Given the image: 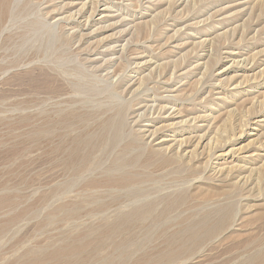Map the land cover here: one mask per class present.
Wrapping results in <instances>:
<instances>
[{"label": "bare ground", "instance_id": "bare-ground-1", "mask_svg": "<svg viewBox=\"0 0 264 264\" xmlns=\"http://www.w3.org/2000/svg\"><path fill=\"white\" fill-rule=\"evenodd\" d=\"M100 1L55 4L54 0H0V91L17 85L24 97L15 102L24 107L17 113L20 120H36L33 128L27 129V137L12 138L36 141L42 161L45 158L46 162L45 156L49 155L54 179L49 183L50 191L57 200L53 203L122 205L118 206L116 219L104 229L109 234L106 237L102 232L100 238L102 234L114 237L110 235L115 231L123 233L118 245L125 249L124 253L127 246L139 249L146 237L147 243L151 239V247L133 257L131 264H194L203 255L211 254L229 233L245 200L261 198L259 205H264V47L259 48L264 45L260 36L264 26H259L256 36L251 35L264 17V0H250V14L239 23L245 15L243 9L220 18L221 8L211 16L219 26H210L209 32L203 29L209 15L195 22V26H203L195 46L204 54L197 59V78L174 97L162 92L171 90L169 83L176 79L185 60L156 63L155 70L144 74L143 67L151 60L140 61L145 55L140 48L130 52L123 46L122 61L118 62L108 59L98 64L91 57L95 48L84 46L85 34L78 32L87 26ZM198 1L202 0H170L169 11L183 5V11L190 14ZM55 12L62 17L56 23L49 22L47 17L54 18ZM192 13L187 20L200 16L198 10ZM147 20L138 21L140 26L133 35L139 37L153 28L144 25ZM50 37L58 41L48 47ZM29 45V49L25 48ZM223 49L227 50L224 54ZM61 60L68 64L57 65ZM131 62L145 66L128 71ZM25 65L34 67L26 70V77L18 71L10 72ZM217 67L224 70L223 77L216 78L220 84L211 90L218 89L224 95L215 103L216 97L204 96V86ZM230 86L232 91H227ZM151 91L152 95L142 96ZM185 101L197 102L200 108H189ZM30 106L36 110L24 112ZM171 109L174 112L164 116ZM252 124L255 128H249ZM8 200L2 197L0 202ZM185 207H190V214L178 219ZM259 213V219L264 220V207ZM262 224L252 230H259ZM139 232L144 233L145 238L140 234L143 240L135 239ZM252 236L244 241L245 264H264V235ZM63 244L19 264H74L73 253L81 255L89 245ZM80 258L76 259L79 264L88 260V256Z\"/></svg>", "mask_w": 264, "mask_h": 264}, {"label": "rangeland", "instance_id": "rangeland-1", "mask_svg": "<svg viewBox=\"0 0 264 264\" xmlns=\"http://www.w3.org/2000/svg\"><path fill=\"white\" fill-rule=\"evenodd\" d=\"M54 1L55 4H62V2L66 3L68 1L70 2V0H54ZM72 1H75L74 3L76 4H80V2L86 0H72ZM169 1L170 0H138V1L108 0V2H111V4H107L106 3L107 1L104 0L100 1L97 5V9L95 13L92 14L93 17L91 16V18L89 19V23H87V26L84 27L81 31L79 30L78 32V33L82 32L85 34L84 36L85 40L83 45L87 47L95 48V51L91 57L96 58L95 62L98 64H101V62L103 63L104 61H108V59L113 62L122 61L121 59L123 54L121 49L123 46H126L127 50L129 51L133 50L134 48H140V50L145 51V55L139 58L142 59L140 61H145L147 59V60H151V62L148 63L146 67H143L145 66L144 64L138 65L137 63L131 62L128 71L137 70L143 67L145 70L143 72L144 74L151 71L150 69L152 68H154L153 70H155L156 63L159 64V63L167 62L169 60H178V61H181V59L185 60L180 70L176 73V79L173 80V82L169 83L171 90L169 92L161 91L163 95H165L166 97L170 95L174 97L175 94L178 95L181 89H184L186 87L187 90V88H189L190 86L189 83L193 82L197 78V76H195V73L197 72L196 67L198 65L197 59L200 55L204 54V52L201 49H199V47L195 46L197 42L196 40H199V36H200L199 29L202 26V23L201 24L199 23L198 25L195 26V22L200 19L207 18V15H209L207 25L204 26L203 28L204 30H207V32H209L211 30L210 26L213 25L216 27L219 26V24L215 22L216 19L211 18V16H213L220 8H221L220 10H222L221 12H223V15H221L220 18L233 16L235 12L239 10L242 11L241 9H243L244 12L242 11V13H245L244 15L245 18L243 17L241 20H239L238 21L239 23L242 22L244 19L248 18L251 11V7H250V0H218V1L202 0V1H198V5L196 4L195 8L194 9L192 8L189 14V11L187 10L183 11L185 9L183 5L182 6L175 5L171 9V11H169L170 9ZM54 3L52 2V4ZM46 6H48V4L45 5L44 7L46 8ZM44 7L41 6L42 9H44ZM193 10L195 11L198 10L200 16L197 17L196 19L187 20L189 19L188 16L191 17V14H193L192 12H195ZM176 11H179V14L178 12L176 14ZM60 15L61 14L55 12L53 14L54 18H52V16L50 17L49 15V17H47V20L49 22L56 23L55 20L58 21V18L62 17ZM65 15H67V12ZM175 15L176 16L180 15V16L176 18ZM184 16L186 17L184 18ZM143 20L144 22H146L145 20L148 21L147 24L144 25L148 26L149 24L151 28L152 27L153 28L149 29L147 32L144 31V33H142L143 35H139V37H137V35H133L132 32L133 30L137 29L136 27L140 26V24H137L138 21L142 22ZM82 22H85V20L82 19ZM210 22L211 23L214 22V23L211 24ZM259 26L261 27L264 26V17L262 19L260 18V21H258V24L251 33V35L256 33L255 34L256 36L257 33H259L258 30L261 28ZM65 30L66 31L69 30L68 32H72L70 28H66ZM260 33H262L260 35L261 38L264 39V30H261ZM146 34L149 35L151 34V35L146 36ZM52 41L54 46L55 42H57L58 40L56 37H52V38L50 37L49 40L50 44H48L49 45L48 47L52 45L51 43ZM30 47L31 46L29 45L28 47L26 46L25 48L29 49ZM262 47H264V45L259 48ZM129 51L126 52L125 55L127 53L130 54L131 51L130 52ZM222 52L224 54V52H227V50L223 49ZM69 57L67 58L65 57L66 58L65 60L68 61L72 60V58L69 59ZM68 61L63 62V60H61L57 62V65L65 67L68 64L66 63ZM63 63L65 64L63 65ZM32 69H34L32 65H28V66L25 65L20 69L17 70L13 69L14 71L11 70L10 72L12 73L19 72L22 73V75H24L28 71L30 70L32 71ZM22 71H24V73ZM12 73H8V75ZM126 73L128 74V72ZM222 73H224V70H222V68L220 67L213 69L211 73L212 79H210V81L204 86V90H205L204 96L209 98L210 97L209 95H211L212 97L211 99H215L216 97L215 103L217 102V99L222 98L224 94L221 93L222 91L218 89L211 90V88L213 87L215 88L220 84L216 78L220 77ZM24 77H26V75H24ZM213 83H215V85ZM15 86L17 85L8 86L9 88L7 86L6 88L3 86L5 89L3 90L1 89L0 91V199L2 197H7L9 199L8 201H5L3 203L0 202V206H1L0 207V264H19L23 261L31 260L36 256L48 254L49 251L52 252L51 251L52 249L55 250L59 247H63L62 244L64 242H65L64 243L65 245L63 244L64 246H68V245L71 246L73 244H82V243L85 246H87V244H89L87 247H85L86 252H83L84 255L82 254V252L81 255L80 253L78 255V252H75L77 254L75 255V253H73L72 255L73 257H71V260L75 258L76 259L78 258L79 260L80 257H82L80 259H83L88 256V260L84 261L86 263H80V264H103V262L104 264H108V262L110 263L112 261V258L114 259L113 262H111L110 264H116V262L117 264H122V263L131 264L133 257H136V255L140 254V252H142L143 249L147 247L148 248L151 247L149 246L151 239L149 240V243H147L148 239H146L147 237L146 238L144 237V233L142 232L137 233V235H135V239L139 238L142 235L145 238L144 240L145 244L142 243L143 245H140L139 249H137L136 247L127 246L126 247L127 252L125 251L124 253L125 249L123 250V248H121L118 245V243L121 242L122 239L124 238L123 236H121V234L123 235V233L119 231H115V233L114 232H112V234L110 233L111 234L110 236L114 234V237L112 236L110 238L108 236L109 239L106 238L107 235L109 234V233L107 234L108 231L107 227L113 222V220L116 219L114 218V216L117 217L118 215L117 209L122 207V205H57L56 203H53L54 200H55L54 202H57V200L54 199L50 191L51 190L50 182H54V179H53V174H51L52 171L50 172L51 159L49 158V155L45 156L47 160L45 162V158H44L43 160L44 162H43L39 157L40 151L37 148L36 141H34L35 142L34 144L32 139L26 138L28 141L27 140L25 141L24 140L25 138L23 139L22 138L16 139L14 137L12 138V136H19V135H23L27 137L26 134V131H28L27 129L29 127L33 128L36 122L34 118L29 122L27 121V123L22 122L20 120L21 117L18 116L19 114L17 113H20L21 112L20 109H23L24 107H21V105L17 106L16 103H18V101H20L24 97L23 95L21 96V94L19 93L20 92L19 88ZM149 86L153 87L154 83L149 84ZM231 87L232 86H230L227 89V91L228 90L232 91ZM147 95H152V91L146 93V95L143 94L142 96L146 97ZM16 96L19 98H17ZM183 103H185V105L188 106L189 108H193V107H195L196 109L200 108L199 104H196L197 102L194 101H185ZM35 110L36 107L30 106V108L29 107L25 108L24 112L27 113L34 112ZM172 111L173 110L171 109V111L169 113L164 114V116L165 115L168 116L169 114L172 113ZM178 118H179L178 116L175 117V119L179 120ZM160 124L161 123H159L158 125ZM21 125L23 127L25 126L23 128V131L25 133L22 131ZM9 126L11 128L16 127V129L10 131ZM250 127L255 128L254 124L250 125L249 128ZM9 136L11 137L10 139ZM21 140L24 142H22ZM47 184L49 185V187L47 186ZM10 198L12 199L10 200ZM247 202L248 204L251 205L244 204ZM261 203H262L261 198L259 199L249 198L248 200H245L243 204L239 206L240 213L237 216V221L229 229L230 230L229 233L224 234V236L218 241L217 248L214 249V251L211 252V254L207 256L203 255L204 257L202 256L201 258H199V261H197L198 263L196 262L194 264H213V263L214 264H245L246 261L245 257L247 256V252L244 241H246V239L252 235H253L252 237L258 234L264 235V224H262L264 220L261 218L259 219V214H260L259 212L261 211V208L264 207V205H259ZM123 206L128 207L129 205H123ZM124 207L123 209L125 210ZM189 208L190 207L183 208V212H185L186 210L187 212L185 213L182 212V214L179 213L178 219L181 218L180 217L181 215L186 216L187 214H190L189 212L191 209L189 210ZM120 210H122V208ZM200 211L201 208L199 209V212ZM14 216L17 217L13 218ZM12 220L13 222H10ZM106 220L107 222H105ZM248 221H251L250 225ZM258 224L263 225L259 229L260 231L256 229L252 230L254 226ZM105 228H107L106 231L104 230ZM102 232L103 234L105 233L104 235L106 237L102 234L100 238ZM151 233H152L151 231H147V234H151ZM117 234L119 235L117 236ZM229 235L230 237L228 238L227 236ZM223 238L226 240H224ZM141 239L142 237H140V239L137 240H141ZM105 240L106 242H104ZM91 241L94 242L92 243ZM110 241L111 242L113 241L116 245L114 243H111ZM95 243H97L98 246H95ZM34 249L41 251H35ZM35 252H37V255ZM91 252L94 254H92ZM130 252H132L134 256ZM90 254L91 256H89ZM105 255H107V257L109 258L107 259ZM126 255H128V259ZM130 258L131 260H129ZM76 259L72 260V262L74 261L73 262L74 264H79L77 262L78 260ZM51 263L57 264L58 262L50 261L44 264H51ZM189 264H191V262Z\"/></svg>", "mask_w": 264, "mask_h": 264}]
</instances>
